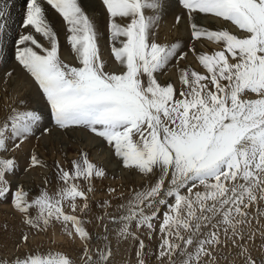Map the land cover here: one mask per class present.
<instances>
[{
    "label": "snow or ice",
    "instance_id": "snow-or-ice-1",
    "mask_svg": "<svg viewBox=\"0 0 264 264\" xmlns=\"http://www.w3.org/2000/svg\"><path fill=\"white\" fill-rule=\"evenodd\" d=\"M101 2L111 54L122 71H105L101 34L82 0H22L25 31L18 37L9 36L7 24L15 5L0 0V58L2 64L14 60L33 78L51 124L59 130L83 128L102 138L122 168L146 183L112 212L109 200L98 204L103 212L94 218L103 231L95 249L86 227L92 222L86 219L89 193L95 191L94 181L107 174L86 152H79L70 169L57 162L56 190L45 187L35 196L19 183L13 189L17 163L0 158V201L10 200L31 230L60 225L69 239H78L79 264H112L113 244L135 247V264H149L152 255L154 264H264V0H178L193 40L221 48L196 55L205 74L177 68L179 91L157 79L174 58L186 56L177 57L179 42H156L164 0ZM46 6L62 18L79 66L60 59L58 33ZM200 14L230 22L244 36L199 27L195 19ZM41 121L40 113L20 101L0 119V153L19 150L41 129ZM41 135H51L50 129L44 127ZM37 166L47 167L33 154L29 167ZM44 183L49 184L47 177ZM116 191L108 189L109 195ZM156 222L160 242L150 255L142 237L153 239ZM28 239L25 234L21 242L26 245ZM0 264L77 261L37 250L0 258Z\"/></svg>",
    "mask_w": 264,
    "mask_h": 264
},
{
    "label": "rangeland",
    "instance_id": "rangeland-1",
    "mask_svg": "<svg viewBox=\"0 0 264 264\" xmlns=\"http://www.w3.org/2000/svg\"><path fill=\"white\" fill-rule=\"evenodd\" d=\"M96 2L100 4V9L97 6H90L86 3H82L86 10L93 16L96 24L99 25V32L101 31L106 34L101 36L99 40L101 57L106 63L105 71L118 73L122 71V69L111 54L107 24L102 25L101 22L103 18H107L106 10L102 6L101 0H96ZM164 4L165 7L162 12L163 19L160 20V24V21L158 22L155 28L156 42L159 44L179 42L181 47L177 53V57L180 53H186V56L183 60L174 58L164 72L157 74V79L161 84L172 83L179 91L178 65L183 63L185 64L183 68H190L201 74H205V70L199 64L196 55L212 54L216 51H220L221 48L217 44L209 42L206 39L193 40L187 15L185 14V10L179 5L178 0H164ZM146 12L147 14L149 13L148 10H146ZM177 16L181 17L179 23L176 21ZM21 18H23V15ZM195 23L199 27L207 30H228L238 37L244 36V33L230 22H225L219 18L211 17L210 15H198L195 19ZM52 25L59 37L60 59L63 63H67L71 66H79L67 43V34L64 25L60 20H55ZM35 38L39 43L47 47L46 41H44L39 34H35ZM190 49H194L195 55ZM8 72H12V75L6 76ZM12 96L22 97L28 109L35 110L42 116V127L36 131L35 136L26 140L17 151H12L7 154L0 153V158L15 159L17 163L13 189H15L17 183H19L23 185L24 189L28 191L31 196L37 195L38 192L45 187H47L49 192H54L57 187L55 176L56 163L59 162L61 167L70 169L71 161L78 158L81 150L88 154L90 162L105 169L107 178L94 181L95 191L89 193L91 211L86 219L92 222L86 227L92 236V245L93 249H95L98 238L103 231L102 227L97 224L94 218L96 215H100L103 212V209L99 208L98 204L103 203L105 200H109L113 206L109 211L112 212L115 206L121 202V198L124 195L123 200H126L133 189L142 188L146 181L137 172L123 169L121 163L116 159L111 149L102 138L96 137L93 133L83 128L59 130L51 124L46 101L33 78L14 60L7 64H2V58H0V119H3L12 108H18V106H13L8 101ZM44 127L50 129L51 135H41ZM61 152L64 153L63 157L61 156ZM33 154L47 165V167H29L30 158ZM25 169H27V171H25ZM45 177L49 180V184L47 185L44 183ZM109 188H115L117 191L113 195H109ZM65 211L70 212V209L65 207ZM162 214L163 210L161 211V216ZM156 223L157 234L154 235L153 239L149 241L146 237H142L145 239L147 246L149 245L148 249L151 248L150 255L156 251L160 242L158 222ZM108 226L109 229L114 227V225L111 224ZM52 228L54 233H58V236L55 238L50 237L48 234ZM25 234L29 237L26 245L21 242L22 236ZM61 234L60 225L50 227L46 232L31 230L27 225L22 223L20 215L13 209L10 200L0 201V258L11 260L17 256L23 257L25 254L35 253L37 250L43 254L48 252L47 249L50 247L54 248L59 244L58 237H60ZM6 236L11 237V245L8 251H5L2 245V239ZM76 240L80 243L78 239ZM258 242L259 241H257V243ZM135 259V247L130 244H122L119 246L113 244V262L116 261L119 264H135ZM74 260L79 264L78 258ZM154 261L155 256L152 255L149 264H154ZM113 262L112 264H114Z\"/></svg>",
    "mask_w": 264,
    "mask_h": 264
},
{
    "label": "bare ground",
    "instance_id": "bare-ground-1",
    "mask_svg": "<svg viewBox=\"0 0 264 264\" xmlns=\"http://www.w3.org/2000/svg\"><path fill=\"white\" fill-rule=\"evenodd\" d=\"M82 2L88 5H92V6H97L100 9V4H98L96 2V0H82ZM10 4H14L15 6L12 8L11 11V16L10 19L7 20V24L10 25V31H9V36H17L25 31L23 28H21V24H22V18L21 16L23 15V8L21 6L22 0H9ZM100 3V2H99ZM103 6V5H102ZM47 7V15H48V19L50 20L51 23H54L55 20H60L63 24V20L61 17H59V15L57 13H55V11L53 9L50 8V6H46ZM97 8V9H98ZM153 13L149 11V13L146 15H152ZM163 19V18H161ZM160 19V20H161ZM159 20V21H160ZM102 25L103 24H107V18H103V20L101 21ZM161 23V21L159 22V24ZM98 30H99V25H97ZM106 31V30H105ZM101 36H104L105 33H102L100 31ZM106 35V34H105ZM65 38V37H63ZM63 40V39H62ZM185 64H179L178 68H183ZM10 102L11 105L13 106H18L19 107V102L23 101V98L21 97H10V99L8 100ZM24 102V101H23ZM125 196V195H124ZM124 196L121 198L123 199ZM55 227V226H54ZM49 236L52 238H55L58 236V233H54L53 232V228L52 230H50L48 232ZM58 242L59 244L56 245V247L54 248H49L47 249L48 251H53V252H61V253H66L69 257H71L73 260L78 258V256L82 253V246L81 244L76 240V239H69L68 236L64 235L63 233L61 234L60 237H58ZM11 237L6 236L3 237L2 239V245L3 248L5 249V251H8L10 245H11ZM149 246V245H148ZM151 250V248H149ZM113 262V261H112ZM114 264H119L118 262L114 261Z\"/></svg>",
    "mask_w": 264,
    "mask_h": 264
}]
</instances>
